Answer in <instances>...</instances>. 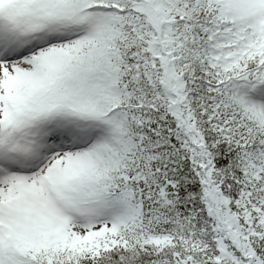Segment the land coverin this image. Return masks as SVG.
I'll return each instance as SVG.
<instances>
[{
  "label": "snow or ice",
  "instance_id": "snow-or-ice-1",
  "mask_svg": "<svg viewBox=\"0 0 264 264\" xmlns=\"http://www.w3.org/2000/svg\"><path fill=\"white\" fill-rule=\"evenodd\" d=\"M0 264H264V0H0Z\"/></svg>",
  "mask_w": 264,
  "mask_h": 264
}]
</instances>
